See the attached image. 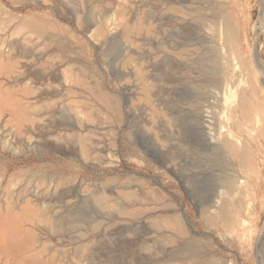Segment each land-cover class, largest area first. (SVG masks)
<instances>
[{
	"label": "rangeland",
	"instance_id": "obj_1",
	"mask_svg": "<svg viewBox=\"0 0 264 264\" xmlns=\"http://www.w3.org/2000/svg\"><path fill=\"white\" fill-rule=\"evenodd\" d=\"M187 231L264 264V0H0V264Z\"/></svg>",
	"mask_w": 264,
	"mask_h": 264
},
{
	"label": "crops",
	"instance_id": "obj_2",
	"mask_svg": "<svg viewBox=\"0 0 264 264\" xmlns=\"http://www.w3.org/2000/svg\"><path fill=\"white\" fill-rule=\"evenodd\" d=\"M187 233H189V231L186 232V245H184L186 251L188 250V254L186 253V264H191L192 255L193 258L196 260L193 264H211L212 258L216 260L214 264H227L223 261L222 256L208 257L201 251H192L191 249L194 244V240L193 238H191L190 234ZM91 255L93 260H100V264H106L108 261V258L102 256L103 251H98V247L96 245H94L91 251ZM238 256H236L238 258V261L234 264H242L243 262L240 260V258L244 260L249 258V256H244L242 254H239ZM117 264H125L124 257L121 258V256H118ZM132 264H172V257H168L166 251H163L162 256L157 258L155 256H152V254L146 255L145 252H140V254L134 252L132 257Z\"/></svg>",
	"mask_w": 264,
	"mask_h": 264
},
{
	"label": "bare ground",
	"instance_id": "obj_3",
	"mask_svg": "<svg viewBox=\"0 0 264 264\" xmlns=\"http://www.w3.org/2000/svg\"><path fill=\"white\" fill-rule=\"evenodd\" d=\"M2 232H3V231H2ZM8 235H9V233H7V232H4V233H3V236H2V234H1V236H2V237H5V238H7V237H8ZM9 236H10V235H9ZM2 237H1V238H2ZM2 239H3V238H2ZM8 239H10V237H9ZM6 242H7V239H6ZM6 242H5V243H6ZM7 243H9V240H8V242H7ZM7 243H6V244H7ZM7 246H8V245H7ZM7 246H6V248L8 249V247H7ZM4 251H5V249H4Z\"/></svg>",
	"mask_w": 264,
	"mask_h": 264
}]
</instances>
